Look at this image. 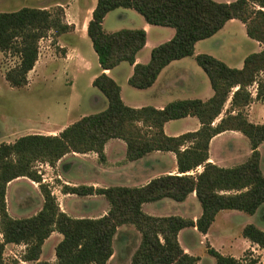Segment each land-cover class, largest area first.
I'll list each match as a JSON object with an SVG mask.
<instances>
[{"label":"trees","instance_id":"1","mask_svg":"<svg viewBox=\"0 0 264 264\" xmlns=\"http://www.w3.org/2000/svg\"><path fill=\"white\" fill-rule=\"evenodd\" d=\"M264 6V0H95L86 22L85 34L101 70L111 69L120 61L132 65L127 84L143 89L155 79L169 61L193 54V44L212 35L222 24L235 18L243 23L248 37L262 48L243 58L240 68H232L204 53L193 55L195 63L206 75L212 94L205 100L177 99L161 108L149 105L129 107L119 97L117 83L103 72L95 75L91 86L104 97L106 105L100 111L82 115L63 127L56 135L25 134L11 142H0V264L7 243L22 244L20 260L35 264H104L112 253V237L116 228L131 224L139 240L131 252L129 264H195L198 256L184 252L176 234L184 227H194L204 234L219 210L231 209L252 214L264 203V176L258 168L257 145L264 139V123L253 124L246 119L244 106L258 99L264 106V13L254 6ZM130 8L152 25L168 26L173 35L153 46L145 63H134V55L144 44L140 28L103 31L101 21L106 12L115 8ZM62 10L56 6L50 12L42 8L22 6L0 11V52L17 56V62L7 69L3 78L11 87H21L26 73L37 57V43L52 30L62 34L70 26L62 23ZM261 73V75H259ZM256 83L252 98L247 87ZM228 107L215 122L224 102ZM193 116L199 126L176 136L162 132V124L170 119ZM224 130L244 135L250 147L249 156L231 167H221L207 161L208 140ZM109 138L124 142L126 160L141 157L149 151H171L176 174L150 178L140 186L61 185L62 193L102 195L107 202L105 214L95 218H73L58 209L47 184L40 180L34 162L54 163L66 153L96 154L104 161L102 147ZM200 166L197 171L196 167ZM24 176L37 182L42 197L40 209L28 217L14 218L7 214L4 200L6 183ZM193 192L200 206L194 219L177 215L151 216L141 210L144 202L169 198L182 201ZM51 231L61 237L53 247L54 261L39 259L40 246ZM242 237L264 249V230L245 224ZM205 252L213 264H256V258H234L223 255L205 243Z\"/></svg>","mask_w":264,"mask_h":264},{"label":"crops","instance_id":"2","mask_svg":"<svg viewBox=\"0 0 264 264\" xmlns=\"http://www.w3.org/2000/svg\"><path fill=\"white\" fill-rule=\"evenodd\" d=\"M25 1L26 4L23 6L26 7H34V8H42V9H48V7H52V6L60 7L63 14L62 23L71 27V29L64 32V34L66 33L68 35H73L66 43H64L61 40L60 38L61 36L59 35L60 37L57 39V43H59L58 46L63 47L64 49L62 50V53H60L59 55L56 54L54 56L51 66H48L47 62L45 61V59H43V57L38 59L39 53L37 51V57L31 69H33L35 63L37 62L38 75L39 76L41 74L43 75L44 82H47L48 80L47 78L48 73L46 71H48L49 68H52L51 74L53 75L57 73H62V74L64 73L65 75L67 74L68 70L83 69L84 71H88L89 66L87 64L86 59L83 57L80 49L76 44V39L79 38L78 36L79 33L81 35L85 33L86 22L90 18V11L94 6L95 0L92 1L25 0ZM213 1L229 2L232 0H213ZM254 7L260 9L264 13V6L255 5ZM105 15L103 16L101 21L102 29H103L102 24ZM135 27L140 28L144 31V44L138 51H136L134 55V63L147 62L149 58L150 49L153 46L168 40L173 35V29L171 27L148 24L143 20V18L139 20L138 25H136ZM77 28L79 32L77 31ZM103 31H105V29H103ZM105 32H111V31H105ZM261 48L262 45L258 41L246 35L244 25L242 22H240L238 19L230 18L226 20L222 24V26L209 37L195 41L193 44L192 55L184 56L169 61L166 65H164L160 69L154 81L148 87L139 89V91L142 92H138L135 95H137V97H140L141 98L140 100H143L142 98L143 96L144 99L147 100V103H130L139 100V98L131 97V96H129L128 99H125V97L123 99L121 95L123 91L120 83H118L119 81H116L115 77L110 75L111 71L115 67L121 65L120 63L125 61H120L111 69H103V70L100 69L97 63L99 69L96 72L90 74L89 82L91 83L92 78L95 75L99 74L100 72L105 73L117 83L119 87V97L121 101L125 105L134 108L144 105H149L154 108H161L167 102L177 99L197 98L200 100H205L211 96L212 89L209 85L206 75L201 70V68L195 63L193 59V55L197 53L208 54L220 60L228 67L240 68L242 65L243 58L246 55L250 53H256L260 51ZM45 55H46V59H50L46 53L44 54V56ZM125 63H126V71H125V76L122 80L123 83L124 82L127 83V78L130 75L132 69V65H130L127 62ZM31 69L29 71H31ZM259 75H261V73H259ZM2 79L3 81H5L3 75H1V81ZM69 83L71 84V81ZM255 87H256L255 82H252V84H250L247 87L252 98L255 95ZM123 90H126L128 94L134 96L133 94L134 92H132L128 88L123 87ZM95 97L98 99V101L102 100V97L101 98L99 96H95ZM70 98L73 97L70 96ZM228 102H229V98L226 99L220 113L217 115V117L214 119L212 123H215L223 115L225 109L228 107ZM244 113L246 119L249 122L253 124L264 123V106L260 100L252 99L247 105L244 106ZM74 120L55 121V120L45 119L44 121L34 122L32 124L27 123L20 127L13 126V128L11 129L12 133L9 135V137H11V140H13L16 137L25 134L56 135L63 127L70 124ZM175 120L182 121L179 127L172 126L175 125L174 122ZM198 126L199 124L195 117L185 116L178 119H170L165 121L162 124V132L167 136H176L183 132L193 131L197 129ZM226 143H229L227 146L229 149L228 155H222V153L216 154L212 152L213 146L219 145L222 148L223 146H225ZM115 149L122 151V157L120 159H116L114 157L113 152ZM256 150L258 153V168L261 174L264 176V139L260 141V143L257 145ZM102 151L104 155L103 162H98L96 159V154L92 151L86 153H74V152L66 153L63 156H61L54 163L53 166H49L46 163L39 162L45 168L51 169L50 175L47 174V176H44L40 174V178H41L40 181L42 183L47 184L51 194L55 198L58 209L61 212L68 215L69 217H73V218L99 217L105 214L108 205L107 202L104 203V198L102 195L91 194V195L77 196L74 194L62 193L60 191V187L63 184L65 185L81 184V185H90L93 187H107L111 185H109L107 181H103L101 179L103 177L112 176L116 179L118 178L120 180H123L121 181V183L115 185L140 186L146 183L152 177H156L163 174L177 173L174 154L171 151H158V150L149 151L136 159L126 160L124 156L125 145L124 142L119 138L107 139L103 144ZM250 151L251 150L248 144V140L244 135H242L240 132L235 130H224L222 132L213 135L208 140L207 161L214 163L217 166L231 167L233 165L243 162L249 156ZM67 156H71L75 158L81 157L84 159L81 160L79 164H77L78 165L77 171L79 170L83 172L80 176L77 177L67 176V173H69L72 170L71 166L69 168L63 167ZM200 168L201 167L198 166L196 167V170L199 171ZM88 170L89 173H86ZM19 180H24L28 182L32 186L30 191H23V188H19L20 189L19 190L17 186L13 185L16 181ZM193 196H194L193 192L187 194L186 197L180 203L186 201V199L188 198H192ZM4 200H5V208L7 214L14 218H20V217H28L30 215L35 214L41 207L42 197L38 190L37 182L31 181L30 179L24 176H19L9 180L6 183L4 190ZM160 201L161 199H158V203H163V204L167 203ZM146 203L148 202H144L140 205L141 210L144 213L151 216L170 215V214H162L154 210L146 211L143 207ZM258 207H259V213H261L262 215V213L264 212V203L263 204L261 203ZM218 212H216V214ZM199 213L200 210L196 213V216L190 217L188 219L194 220L199 215ZM216 214L214 215V218ZM214 218L211 224L214 222ZM133 228L134 227L131 224H122L116 228V233L120 232L121 246H123L124 240L127 237L125 233H129L128 230L133 231L134 233L133 235H135L136 238H138L139 240V233ZM207 230L204 234H202L191 226L181 228L180 230H178L176 234V240L178 242L179 247L184 252L190 254L191 244L187 241V239L192 238V242H194L195 234L200 236L199 239H203V238L206 239ZM115 234L112 237V240H114ZM181 235L184 238H186V243L183 242L184 243L183 246L179 242V237ZM60 237L61 235L56 231H51L49 233V235L43 240L40 246V253H39L40 260H46L48 262L54 261L53 247L56 244V242L60 239ZM49 239H52L49 247L50 248L49 255L45 259H42L41 254L43 251L44 244ZM240 243L242 246L240 249V253L243 250H248V249L253 250L254 247H258L256 244L249 242L246 238L242 236ZM12 246L18 248L20 247V249H23L22 244H12V243L5 244L3 249H6L8 247L11 248ZM111 246H112V242H111ZM122 251L120 250L117 253L116 249L112 246V253L104 264H111V263L129 264L130 255L133 250L130 253H128V255H126ZM239 254L237 255L223 254V255H229L234 258H237ZM12 255L14 258H12V262L10 264H28V263L35 264L33 261H22L20 260V258H17L14 254Z\"/></svg>","mask_w":264,"mask_h":264},{"label":"rangeland","instance_id":"3","mask_svg":"<svg viewBox=\"0 0 264 264\" xmlns=\"http://www.w3.org/2000/svg\"><path fill=\"white\" fill-rule=\"evenodd\" d=\"M25 4V0H0V11L15 10ZM55 7H48L46 10L52 12ZM61 17H63V14ZM141 19V16L133 9L119 7L106 13L102 26L105 31H115L121 28H137L135 26L138 25L139 20ZM77 31L79 32L78 28ZM71 36L73 35H68L66 33H62V35L55 34L52 30H49L45 36L38 40V59L43 57L48 66H51L54 56L62 53V50L64 49L63 47L58 46L59 43H57V39L60 37L61 40L66 43ZM78 36L79 38L76 39V44L83 57L86 59L89 70H68L65 75L64 73H57L53 75L51 74L52 68H49V70L46 71L48 73H46L48 78L47 82H44L42 74L40 76L38 75L37 62L35 63L33 69L26 74V82L23 86L11 87L3 81V79L1 81V75H3L7 69L11 68L18 59L16 55L9 52H0V142L12 141L9 135L12 133L11 129L13 126L20 127L27 123L32 124L34 122L44 121L45 119L55 121L74 120L79 116L100 111L105 107L106 101L104 97L96 88L92 87L89 82L90 74L99 69L95 53L93 52L90 41L86 37L85 33L82 35L79 33ZM45 53L50 59H46V55L44 56ZM120 64L121 65H118L111 71L110 75L115 77L116 81H119L118 83H120L123 91L121 93L123 99L124 97L125 99H128L129 96H131L139 98V100L130 103H147V100H145L143 96V100H140L141 98L135 95L142 91L131 87L126 82H122L125 76L126 63L121 62ZM68 81H71V84ZM123 87H126L134 92V96L128 94L126 90H123ZM70 96L73 98H70ZM95 96H99L100 98L102 97V100L98 101ZM174 122L175 125L172 126L175 127H179L182 123V121L179 120H175ZM228 144L229 143H226L222 148L219 145L213 146L212 152L216 154L222 153V155H228ZM113 153L116 159H120L122 157L121 150L115 149ZM81 160L84 159L81 157H66L63 167L69 168L71 166L72 169L69 173H67V176L77 177L83 173L82 171H77V164H79ZM34 167L40 174L44 176H47V174L50 175L51 169L45 168L39 162H34ZM86 173H89V170ZM101 180L107 181L109 185L119 184L123 181L112 176L103 177ZM13 185L17 186L18 189L23 188V191H30L32 188V186L24 180L16 181ZM160 202L167 203H158V200H155L146 203L143 207L146 211L154 210L162 214L178 215L186 218L196 216V213L200 210L199 203L195 196L186 199V201H183L182 203H180L181 201H174L165 197L161 198ZM104 203H106L105 199ZM262 215L259 213V207L252 214L231 209L220 210L216 214L214 222L207 230L206 239H199L200 236L196 234L194 242H192V238L187 239V241L191 244L190 254L198 256L199 260L196 264L213 263V258L205 252V243L222 254H239L242 247L240 243L241 227L244 224H252L257 228L264 230V215ZM128 232L129 233H125L127 237L124 240L123 246L120 245V232L115 234L114 240H112V246L116 249L117 253L120 250H123L122 252L128 255V253H130L136 246L138 238L133 235V231L128 230ZM51 241L52 239H49L45 242L41 254L42 259H45L49 255ZM179 242L183 246V244L186 243V238L181 235L179 237ZM253 250H243L237 258L252 257L256 258V264H264V249L254 247ZM21 252L22 249H20V247L18 248L12 246L11 248L8 247L3 249L2 256L4 261L10 264L12 262V258H14L12 254L19 258Z\"/></svg>","mask_w":264,"mask_h":264}]
</instances>
